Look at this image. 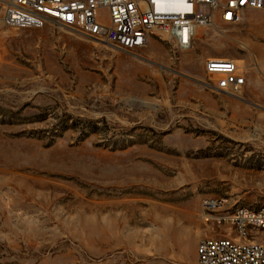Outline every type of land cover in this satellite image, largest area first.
I'll use <instances>...</instances> for the list:
<instances>
[{"label": "rangeland", "instance_id": "1", "mask_svg": "<svg viewBox=\"0 0 264 264\" xmlns=\"http://www.w3.org/2000/svg\"><path fill=\"white\" fill-rule=\"evenodd\" d=\"M208 58L244 67L239 94L211 91ZM203 199L264 209V11L188 51L0 25V264H197L225 236Z\"/></svg>", "mask_w": 264, "mask_h": 264}, {"label": "built area", "instance_id": "2", "mask_svg": "<svg viewBox=\"0 0 264 264\" xmlns=\"http://www.w3.org/2000/svg\"><path fill=\"white\" fill-rule=\"evenodd\" d=\"M247 11H264V0H0V25L33 29L51 22L125 53L146 48L152 36L188 51L200 27L236 25ZM204 73L219 94L236 96L246 83L237 60L208 58ZM200 207L203 220L223 227L225 236L201 239L197 264H264V209L225 208L217 199H203Z\"/></svg>", "mask_w": 264, "mask_h": 264}, {"label": "bare ground", "instance_id": "3", "mask_svg": "<svg viewBox=\"0 0 264 264\" xmlns=\"http://www.w3.org/2000/svg\"><path fill=\"white\" fill-rule=\"evenodd\" d=\"M223 59H225V58H223Z\"/></svg>", "mask_w": 264, "mask_h": 264}]
</instances>
